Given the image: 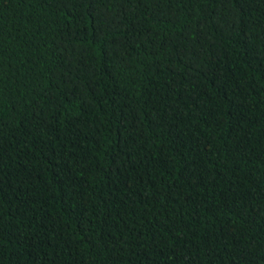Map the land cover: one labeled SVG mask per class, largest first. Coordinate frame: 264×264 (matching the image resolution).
Returning a JSON list of instances; mask_svg holds the SVG:
<instances>
[{
	"label": "trees",
	"instance_id": "trees-1",
	"mask_svg": "<svg viewBox=\"0 0 264 264\" xmlns=\"http://www.w3.org/2000/svg\"><path fill=\"white\" fill-rule=\"evenodd\" d=\"M0 264H264V0H0Z\"/></svg>",
	"mask_w": 264,
	"mask_h": 264
}]
</instances>
